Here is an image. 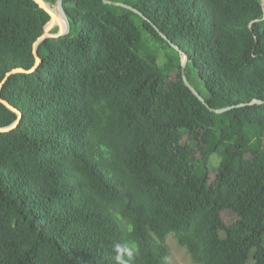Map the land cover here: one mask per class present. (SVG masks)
Returning a JSON list of instances; mask_svg holds the SVG:
<instances>
[{"label": "trees", "instance_id": "16d2710c", "mask_svg": "<svg viewBox=\"0 0 264 264\" xmlns=\"http://www.w3.org/2000/svg\"><path fill=\"white\" fill-rule=\"evenodd\" d=\"M106 1L125 6L62 0L69 33L0 88V128L18 120L0 132V264H117L116 244L170 264L171 234L196 264H264V1ZM49 21L0 0V84Z\"/></svg>", "mask_w": 264, "mask_h": 264}, {"label": "water", "instance_id": "95a60500", "mask_svg": "<svg viewBox=\"0 0 264 264\" xmlns=\"http://www.w3.org/2000/svg\"><path fill=\"white\" fill-rule=\"evenodd\" d=\"M41 9H44L50 16V21L48 22V24L44 27V31H43V34L39 37V39L34 43V46H33V54H34V57H35V64L34 66L32 67L31 70H28V71H25L23 69H18V70H15L13 72H10L6 75L5 79L2 81V83L0 84V88L2 87V85L4 84L6 78L14 73V72H21V73H30V72H33L37 67L38 65L40 64V58L36 55V46L38 45V43H40L41 41L47 39V38H51V39H58V38H63L65 37L68 33H69V30H70V22L65 14V11L63 9V4H62V0H57V3H56V6H57V9H58V13L61 15V17L63 18V20L65 21V29L63 32H57V33H50L51 29L55 26V15L53 14V12L50 10V8H48L47 4L45 1L43 0H33ZM264 1V0H263ZM103 2L105 4H108V5H116V6H125L124 4L122 3H117V2H111V1H106V0H103ZM264 5V3H263ZM134 10V9H132ZM135 11V10H134ZM136 12V11H135ZM186 63V56L184 57V60L182 62V74H183V80L186 84V86L191 90V92L208 108L204 98L188 83V81L185 79L184 77V64ZM0 102L2 104H4L5 106H8L7 103L5 101H3L1 98H0ZM224 110L226 109H223V110H213V109H210L211 112H214V113H221L223 112ZM20 118V114H18V119ZM18 122V120H17ZM16 123H14L12 126L10 127H7V128H0V132H6L8 130H10L11 128L15 127L16 126Z\"/></svg>", "mask_w": 264, "mask_h": 264}, {"label": "rangeland", "instance_id": "374dc122", "mask_svg": "<svg viewBox=\"0 0 264 264\" xmlns=\"http://www.w3.org/2000/svg\"><path fill=\"white\" fill-rule=\"evenodd\" d=\"M48 8L51 9H57L56 5H51L49 3H46ZM60 27V24H56L55 26L51 29L50 33H57L58 29ZM184 57L182 56L181 58V62H183ZM165 57L163 54V51H160V55H159V59H158V64L162 65L165 63ZM184 64V63H183ZM187 71L188 72V78L190 81H193L195 83V86L198 87L202 93L203 96L206 95V91L203 89V87H201L198 82L196 81V76L194 71L186 66V63L184 64V72ZM175 77V76H174ZM184 77H185V73H184ZM186 79V78H185ZM189 83V82H188ZM219 165V160L216 157H212L211 158V171H212V176H213V171L217 168V166ZM223 218V222L227 225H231L234 222V214L232 213H228L227 215L224 214L222 216ZM165 243L168 245L169 250H170V256L168 258V261L170 264H196L195 262L192 261V259L190 258V256L188 255V253L186 252L185 248L179 246L176 243V240L174 238V234L169 235L166 239H165Z\"/></svg>", "mask_w": 264, "mask_h": 264}, {"label": "clouds", "instance_id": "9594fccd", "mask_svg": "<svg viewBox=\"0 0 264 264\" xmlns=\"http://www.w3.org/2000/svg\"><path fill=\"white\" fill-rule=\"evenodd\" d=\"M115 261L117 264H132L134 259V250L127 244H116L114 246Z\"/></svg>", "mask_w": 264, "mask_h": 264}, {"label": "bare ground", "instance_id": "6f19581e", "mask_svg": "<svg viewBox=\"0 0 264 264\" xmlns=\"http://www.w3.org/2000/svg\"><path fill=\"white\" fill-rule=\"evenodd\" d=\"M50 10L53 12V14L55 15V23L56 24H60V27L58 29L59 32H63L65 29V21L63 20V18L61 17V15L58 13V11L56 9H51Z\"/></svg>", "mask_w": 264, "mask_h": 264}]
</instances>
